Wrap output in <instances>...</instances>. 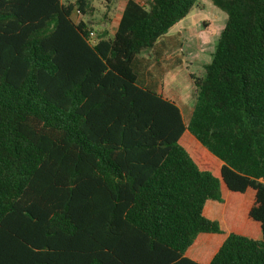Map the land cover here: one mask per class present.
Wrapping results in <instances>:
<instances>
[{
    "label": "trees",
    "instance_id": "16d2710c",
    "mask_svg": "<svg viewBox=\"0 0 264 264\" xmlns=\"http://www.w3.org/2000/svg\"><path fill=\"white\" fill-rule=\"evenodd\" d=\"M92 1L0 0V264H264V0H211L227 21L187 125L133 63L199 0H122L113 35L74 20ZM231 194L261 239L206 216Z\"/></svg>",
    "mask_w": 264,
    "mask_h": 264
},
{
    "label": "rangeland",
    "instance_id": "374dc122",
    "mask_svg": "<svg viewBox=\"0 0 264 264\" xmlns=\"http://www.w3.org/2000/svg\"><path fill=\"white\" fill-rule=\"evenodd\" d=\"M124 1L114 0L110 5H107L103 0H93L91 6L94 8V13L85 17H81L75 13L74 20L79 21L81 18L87 21L94 28V32H100L107 29L111 35L114 34L120 15L122 13ZM227 21V14L217 8L211 0H199L198 5L193 7L187 17L179 23V27L191 30L197 38H204L207 35L212 40L209 48V53L206 58L201 62L208 64L211 62V55L214 53L221 32L224 29ZM186 26V27H185ZM186 43V42H185ZM200 46L189 48L187 43L183 51H177L175 57L170 62H161L157 59V65L160 67L174 66V71L169 69V76L172 75L171 80L168 81L169 86L172 90H180L185 94H193V84L190 74H195L198 77H203L205 72L200 67L198 68L197 62H194L195 55L200 54ZM150 51H148L149 53ZM193 52V53H192ZM144 53H142L143 55ZM176 65V66H175ZM184 109V122L187 125L189 116ZM192 136L187 132L180 141V144L188 151L194 161L198 164L201 169H211L207 163L205 157L202 154L203 150L198 148L197 141L191 142ZM224 206L208 205L205 209V214L211 219H219L225 225V229L228 232L235 231L243 236L251 239H261V233L248 225L244 220L243 212L239 208V196L230 195ZM218 241L212 244H205L196 250L193 255L196 259H200L203 263L214 251L218 245Z\"/></svg>",
    "mask_w": 264,
    "mask_h": 264
},
{
    "label": "crops",
    "instance_id": "0c3cea01",
    "mask_svg": "<svg viewBox=\"0 0 264 264\" xmlns=\"http://www.w3.org/2000/svg\"><path fill=\"white\" fill-rule=\"evenodd\" d=\"M125 5L126 2L123 4L120 18L123 14ZM178 25L179 24H177L168 34L161 37L149 53L144 52L143 55L141 54L137 56L133 63V69L137 75V84L140 87L154 91L157 94L162 95L164 98L175 102L181 109L183 118V108H186V113L189 116L190 121L196 104V87L193 81V94H185L180 90H172L171 86L168 84V81L171 80L172 75L169 76L168 70L171 69V71H174L175 67L172 65L160 67L156 64L158 62L157 59L159 58L161 62H170L174 59L177 51H183L186 43L189 48H194L199 45L201 48L200 54L198 55V53H196L194 62H197L198 68L200 67L205 72L204 67L207 64L201 61L206 58V55H208L210 51L208 47L211 46L212 40L208 35L202 39L197 38L196 35H194V33L188 29V27L185 26L186 29H184ZM197 260L200 262V259Z\"/></svg>",
    "mask_w": 264,
    "mask_h": 264
},
{
    "label": "built area",
    "instance_id": "2783aa9c",
    "mask_svg": "<svg viewBox=\"0 0 264 264\" xmlns=\"http://www.w3.org/2000/svg\"><path fill=\"white\" fill-rule=\"evenodd\" d=\"M149 1H152V0H136V2L142 7H147ZM90 36L91 38H94L95 34L92 32Z\"/></svg>",
    "mask_w": 264,
    "mask_h": 264
}]
</instances>
